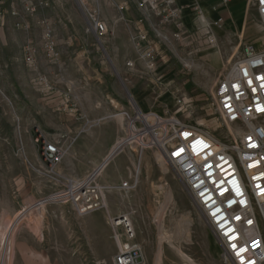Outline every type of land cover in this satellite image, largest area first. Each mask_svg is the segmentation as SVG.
Wrapping results in <instances>:
<instances>
[{
    "label": "rangeland",
    "instance_id": "1",
    "mask_svg": "<svg viewBox=\"0 0 264 264\" xmlns=\"http://www.w3.org/2000/svg\"><path fill=\"white\" fill-rule=\"evenodd\" d=\"M112 1L50 0L49 7L30 19L19 1L21 9L17 10L18 14H12L14 19L9 22L12 31L6 37L0 30V233L8 230L11 235L9 264H114L111 256L118 251V244L110 219L133 211L140 215L136 237L146 239L149 257L156 259L153 264H162L160 257H156L157 246L165 248L171 257L180 253L178 248L194 254L191 249L195 246V262L201 264L199 243L188 241L185 235L186 224L191 219L186 208L191 206L193 219L203 220L174 169L165 162V180L149 201L134 202L107 194L113 198L112 203L82 216L70 202L61 204L51 200L39 204L85 180L81 175L96 166L90 155L89 140L74 143L61 137L66 155L60 165L50 170L41 159L37 139L57 136L62 124L72 129L73 120L87 109L89 94L94 95L97 104L105 101L107 88L102 82L110 81L115 88L121 85L126 98L146 113L166 118L176 116L185 123H203L208 128L220 126L227 130L213 106L217 80L243 45L258 42L261 37L256 9L247 0H240L238 5L232 2L227 7L219 3L212 20L222 16L224 22L216 23L210 31L199 27L194 15L183 17L186 27L180 40L173 36V24L161 30V36L151 32L150 40L157 56L155 70L143 67L135 73H111L115 67V59L109 53L112 50L109 46L116 44L113 39H108L103 49L106 55L103 65L100 60L90 61L83 56L77 61L63 60L60 66L52 63L39 23L52 22L57 27L59 44H55V49L67 56L65 22L77 25L88 21V11L99 9L108 15ZM26 18L29 26L24 24ZM91 39L100 41L96 36ZM81 47L82 43L76 49ZM133 54L138 57L135 50ZM31 56L34 58L30 61ZM141 64L145 65L144 61ZM100 66L110 71H100L98 75L95 69ZM52 67L61 69L63 74L52 72ZM74 69L86 72L73 74ZM134 90L139 102L133 98ZM168 180L179 186L182 197L179 203L166 184ZM163 235H170L172 244L164 241ZM179 239L186 243H178ZM163 264L171 263L165 259Z\"/></svg>",
    "mask_w": 264,
    "mask_h": 264
},
{
    "label": "built area",
    "instance_id": "2",
    "mask_svg": "<svg viewBox=\"0 0 264 264\" xmlns=\"http://www.w3.org/2000/svg\"><path fill=\"white\" fill-rule=\"evenodd\" d=\"M233 1L221 0V5L227 7ZM20 2L27 13L37 12L39 6L35 0ZM247 2L257 11L261 37L258 42L243 45L241 52L227 62L212 95L215 112L227 130L220 126L208 128L203 123H185L176 116L166 118L146 113L136 103L118 113L125 123L119 149L134 151L139 158L146 151H153L174 169L221 248L223 264H264V0ZM40 5L46 7L49 3ZM137 6L143 15L141 23L151 15L156 16L157 22L151 31L138 30L131 35L138 57L129 60L126 66L137 72L143 67L155 70L157 56L150 40L151 32L161 36L160 31L173 24V36L180 40L186 23L175 0H139ZM192 9L195 21L206 31L224 22L222 16L215 21L209 19L201 6ZM217 9L214 6L213 10ZM87 18L90 25L87 31L94 32L101 42L102 38L113 35L99 10L88 11ZM42 24L48 52L57 55L52 27L49 22ZM37 141L43 163L54 170L66 155L61 137L43 136ZM99 170L100 167L78 185L72 184L39 204L51 200L61 204L70 202L81 216L104 208L105 192L96 183ZM138 184L136 176L132 184L127 181L122 188L131 190ZM109 223L116 241L121 237L117 230L123 229V244L118 245L114 264H144L145 253L135 242L136 230L129 217L114 216Z\"/></svg>",
    "mask_w": 264,
    "mask_h": 264
},
{
    "label": "crops",
    "instance_id": "3",
    "mask_svg": "<svg viewBox=\"0 0 264 264\" xmlns=\"http://www.w3.org/2000/svg\"><path fill=\"white\" fill-rule=\"evenodd\" d=\"M19 1L20 0H0V30L2 29V33L6 37L7 33L12 31V27L9 26L10 20L12 21V19H14L12 17V12L21 9ZM35 1L39 6L37 12L45 10L50 5V0ZM138 1L139 0H113L110 7H108L110 11V14L108 15H104L103 11L98 8L101 18L113 30V35L105 37L103 42H95L94 40L96 39H91L95 34L94 32H87V29L90 26L88 21L77 23V25L72 21L65 22V29L67 30L65 37L68 41L69 51L67 56L60 54L58 48L55 49L57 55L48 52L47 56L50 58V61L52 63H57L60 66L62 65L61 63L63 60L77 61L83 56L90 61H92L93 58L95 60H100L103 65V63H105L103 59L106 56L103 49L105 48L108 39H113L116 44L112 47L109 46L112 49L109 53L112 58L115 59V67L111 68V73H114V71H117L118 73H124V71L137 72L132 71L126 66V63L129 60H134L136 58L133 54L135 49L131 35L138 30L151 31L157 22L156 16L151 15L147 21L145 20L144 23H141L143 15L140 8L137 6ZM239 1L240 0H234L233 2H236V5H238ZM42 2H48L49 5L43 7L40 5ZM219 3L221 4V0H175V5L182 11V16L184 18H186V16L189 17L195 15L192 9L193 6H201L207 17L212 19L214 6H218ZM37 12L26 16L30 19L31 15L34 16ZM28 19H24L25 26L30 25L27 23ZM49 23L53 30L52 41H54V45L56 43L59 44V41L57 40V27L54 26L52 22ZM39 25L42 27L43 41H45V26H43L41 22ZM81 43L82 47L76 49V46H80ZM43 44L44 47L45 45L47 46L46 41ZM107 70L110 71L109 68L100 66L99 69H95V72L98 75H101L100 71L108 73L105 72ZM51 71L59 74V76L63 74L61 69L52 67ZM79 72L86 71L83 69L73 70V74ZM99 81L102 82L100 78ZM101 85L107 88L105 91L106 93L104 92L105 101H100L97 104L94 95L89 94L86 100L88 104L87 109L83 111L80 118L73 120L72 129H69L67 124H62L60 130L61 133H57L56 135L63 138L67 137L69 140H74V143H80L83 142V140L90 141L88 147L92 150L90 155L94 157L93 160L96 166L85 174H82L81 177L86 179L88 175H91L100 167L96 183H98L105 192V203L113 202V198H108L107 194H114L117 195L119 199H129L134 202H142L143 200L149 201L152 199L153 194L156 195L158 193L159 187L165 180L163 162L156 159L157 156L153 151H146L142 157L139 158L138 154L134 151L127 148L124 150L119 149L118 145L125 135V123L122 116L118 113L121 110L131 109L133 103L126 98V93H124L121 85H118L115 88L114 85H111L110 81L109 83L102 82ZM133 98L135 100L137 98L135 90L133 91ZM60 174L59 176H62ZM136 176H138L139 179V184L136 188L131 190L122 188V184L127 181L129 184H132L135 181ZM166 184L172 190L174 198L179 203L180 200H182V197L177 183L174 180H168ZM136 213V211H133L128 212L127 214H120L129 217L131 222H133L135 230H137L139 226L138 223H140L138 220L140 215H137ZM186 214L189 215L191 219H189L186 224L185 235L189 237L188 241L199 243L200 250L202 251V258H200L202 260L201 264H223L222 250L217 244L210 229L203 221L193 219L194 212L191 206L186 208ZM141 219L145 222V216L141 217ZM117 232L120 236L123 235L122 228L118 229ZM179 240L178 243H186V241L182 239ZM135 242L140 245L142 251L145 253V262H151L152 264L155 263L156 259L152 260L149 257L147 243H145L146 239L138 240L136 237ZM165 250V248L156 247V257H161L160 263L162 262L163 264L165 259L171 264L189 263L180 253H175V255L171 257L170 254L165 252ZM191 251L194 254L191 253L188 255L195 260L197 256V254H195L197 252L196 247L193 246ZM111 257L114 260V257Z\"/></svg>",
    "mask_w": 264,
    "mask_h": 264
},
{
    "label": "bare ground",
    "instance_id": "4",
    "mask_svg": "<svg viewBox=\"0 0 264 264\" xmlns=\"http://www.w3.org/2000/svg\"><path fill=\"white\" fill-rule=\"evenodd\" d=\"M230 128V130L232 131L233 130V128H231V127H229ZM119 142V141H118ZM158 159V158H157ZM159 161H161L160 160V158L158 159ZM165 164V163H164ZM167 166V165H166ZM104 167V166H103ZM164 168H165V166H164ZM163 168V169H164ZM79 183H77V185H78ZM71 192V191H70ZM170 196V195H169ZM55 197V196H54ZM54 197H52V198H54ZM57 197V196H56ZM169 199V198H168ZM172 199V198H171ZM167 202V201H166ZM168 203V202H167ZM107 208V207H106ZM107 210H109V209H107ZM164 210V209H163ZM165 211V210H164ZM109 212V211H108ZM161 212V211H160ZM22 213L23 212H21V213H19V215L18 216H21L22 215ZM169 213V212H168ZM164 215V214H163ZM24 216V215H23ZM165 217V216H164ZM170 217V216H169ZM19 218V217H18ZM22 218V217H21ZM24 219V218H23ZM161 219V218H160ZM170 219V218H169ZM174 220H175V218H174ZM179 220V219H178ZM163 221V220H162ZM162 221H160V222H162ZM174 222V221H173ZM181 222V221H180ZM194 222V221H193ZM175 224V223H174ZM181 224V223H180ZM182 224H184V222L182 223ZM166 225V224H165ZM190 228V227H189ZM182 229V228H181ZM164 230H166V228L164 229ZM176 230H177V228H176ZM179 230V229H178ZM186 230V229H185ZM166 232V231H165ZM163 233V232H162ZM162 233H160V234H162ZM176 234H177V232H175ZM182 233V232H181ZM171 235V234H170ZM170 235H163V237H162V239L164 240V241H167V242H169V243H171V241H172V238H171V236ZM175 235V234H174ZM10 234H9V232H8V230H3V232H1L0 233V264H9L10 263V261H11V252H12V241L10 240ZM177 236V235H176ZM185 236V235H184ZM161 238V237H160ZM183 240V239H182ZM180 241V240H179ZM178 242V241H177ZM176 242V243H177ZM117 244L118 245H120V246H122V244H123V242H122V239L121 238H119V237H117ZM164 244V243H163ZM172 244V243H171ZM175 246V245H174ZM174 248H176V247H174ZM161 250V249H160ZM178 251H180V253H181V256H183L189 263L191 262V264H198V263H196L195 262V260L190 256V255H188L186 252H184V251H182L181 249H179L178 248ZM161 255V254H160ZM161 258V257H160ZM159 262H160V260H159Z\"/></svg>",
    "mask_w": 264,
    "mask_h": 264
},
{
    "label": "snow or ice",
    "instance_id": "5",
    "mask_svg": "<svg viewBox=\"0 0 264 264\" xmlns=\"http://www.w3.org/2000/svg\"><path fill=\"white\" fill-rule=\"evenodd\" d=\"M249 83H251V81H249ZM187 135V134H186ZM233 247H235V245H233Z\"/></svg>",
    "mask_w": 264,
    "mask_h": 264
}]
</instances>
